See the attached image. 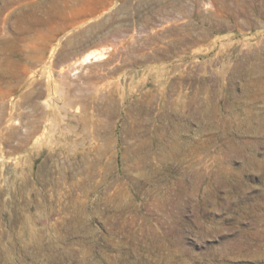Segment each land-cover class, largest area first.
I'll list each match as a JSON object with an SVG mask.
<instances>
[{"label": "rangeland", "instance_id": "obj_1", "mask_svg": "<svg viewBox=\"0 0 264 264\" xmlns=\"http://www.w3.org/2000/svg\"><path fill=\"white\" fill-rule=\"evenodd\" d=\"M263 75L264 0H0V264H264Z\"/></svg>", "mask_w": 264, "mask_h": 264}, {"label": "bare ground", "instance_id": "obj_2", "mask_svg": "<svg viewBox=\"0 0 264 264\" xmlns=\"http://www.w3.org/2000/svg\"><path fill=\"white\" fill-rule=\"evenodd\" d=\"M36 3V2H35ZM38 4V3H37ZM16 7V6H15ZM52 7H57L56 5H52ZM9 11V10H8ZM53 11V10H52ZM51 11L49 12V10L47 11V12H45V13H43V15L44 16H46V18H45V20H49V19H51ZM42 15V16H43ZM43 16V17H44ZM50 21V20H49ZM59 30V29H58ZM37 36V35H36ZM45 36V35H44ZM41 42H44V40H42L41 39ZM47 42V41H46ZM46 42H44V44L46 43ZM72 42V41H71ZM69 43V42H68ZM69 45V44H68ZM91 56H92V54H86L85 56H84V58H83V60H88L89 58H91ZM256 76V75H255ZM264 76V75H263ZM255 89V88H254ZM264 90V89H263ZM263 119V118H262ZM197 121V120H196ZM264 122V120L262 121V123ZM264 124V123H263ZM259 125V124H258ZM253 127V126H252ZM261 127V126H260ZM264 127V126H263ZM263 127H262V129H263ZM256 129V128H255ZM253 130V129H252Z\"/></svg>", "mask_w": 264, "mask_h": 264}]
</instances>
